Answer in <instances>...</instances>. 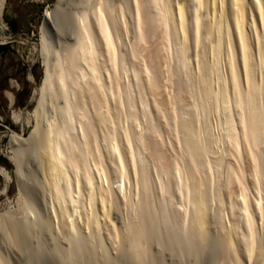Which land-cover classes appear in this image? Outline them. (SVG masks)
<instances>
[{"label": "bare ground", "instance_id": "1", "mask_svg": "<svg viewBox=\"0 0 264 264\" xmlns=\"http://www.w3.org/2000/svg\"><path fill=\"white\" fill-rule=\"evenodd\" d=\"M5 2L0 0V14ZM55 14L47 10L41 25L44 76L34 99L36 112L40 110L44 119H37L42 121L40 129L36 127L38 135L31 134L27 147L41 167L58 228L69 233L78 218L86 236L94 241L102 231L110 243L125 245L138 263L148 254L150 223L178 243L207 241L210 218L204 174L209 177L214 167L206 160L209 147L200 107L211 93L217 109L213 107L220 111L217 165L224 168L221 201L227 240L249 262L256 253L262 256L257 224L259 220L264 224L263 198L253 203L248 195L251 186L247 191L241 180L245 173L241 166L242 174L235 173L237 165L232 168L234 158L229 155L243 153L247 142L249 153H244L252 158L254 175L262 177L264 0H82L67 28L70 34L56 49L47 35ZM191 64L209 75V87L204 74L198 78L201 82L192 84ZM162 67L178 77L177 90L186 91L188 98L172 97L175 93L161 97L160 77H167ZM8 96L13 103L14 95ZM129 179L134 187L130 217L125 230L118 231L112 205L115 200L125 203ZM235 183L240 186L238 201Z\"/></svg>", "mask_w": 264, "mask_h": 264}, {"label": "rangeland", "instance_id": "2", "mask_svg": "<svg viewBox=\"0 0 264 264\" xmlns=\"http://www.w3.org/2000/svg\"><path fill=\"white\" fill-rule=\"evenodd\" d=\"M81 1L82 0H61L60 4L57 5V0H6L2 14H0V264H264V253L260 257L257 255L258 253H256L254 260L252 259V261L249 262L243 255L241 256L232 248L227 240V220H225L226 215L223 214L224 204L222 205L223 201H221L223 193L221 186H223L222 183L224 181V172L222 170H224V168L217 165L221 154L219 155L218 153L220 152V143H216L218 142L219 134V132H216L217 130L219 131V116H216L220 111L216 110L217 107L215 106V101L211 93L207 96V99L205 98L203 101V109H206V111L204 110L203 112L202 107H200L201 114L203 113L206 115V118L202 116L203 114L201 115L203 127L207 129L203 130L205 133H203L204 139L206 135L205 144L209 147L207 152L208 155L206 154L208 158L206 157V160L209 163L212 161L215 163L213 164L212 162L210 164V167H214L215 169L208 173L210 178L207 173L206 175L204 174V176L209 178L204 177L206 181H208L206 182L208 185L206 184L204 189L207 190V192L206 190L205 192L208 193L207 195L210 199H208L207 203L209 210L208 219L210 218L208 225L210 226L207 227V229H209L207 230L209 236L207 235V241L204 240L206 243L204 241L201 243L202 241L199 240V242L194 239L191 241L190 239L188 242H185L186 244L183 243V241H181L182 244H179L181 242L178 243V241H175L172 235L166 237L160 230H156L159 229L157 224L155 226L153 225L154 223H150L148 224V254L144 259L145 261L138 263L132 258L125 245L123 246L120 243L115 244L113 242H111V245L102 231L97 233V239L94 241V238L92 239L86 236L87 234H85L84 231L82 232L83 229L81 228L83 221L78 218H76V221H79V223L76 222L74 230L71 229L69 233L62 232V230L58 228L57 220H55L53 216L52 205L48 197L49 194L47 190H44L46 189L43 178L44 175H42L41 170H39L41 167L35 159V152L32 153V151L28 149L27 143H29L28 141H31L34 136L38 135H36V133L39 132L41 126V124L38 123L42 121H37V119H44L41 117L42 113L40 110V112L37 111V114L36 108L38 103L36 98L34 99L35 90L41 84L44 76L40 55L42 46L40 35L42 36L41 25L43 23L44 13L47 10L54 11V13L56 11L54 15L56 18L47 28L49 42L52 44V47L56 49V47L64 43L66 39L65 36L70 34L69 32L71 31L68 29H70L71 19ZM129 13L130 11L127 10V17L130 19ZM60 19L63 20V22H61ZM173 65L172 61L170 66ZM196 65L197 64H193L192 66L191 64L188 69L189 74L192 72V76L190 75L191 78L193 77V80L191 79L193 81H191L192 84L198 83L199 80L202 79L201 75L204 74V72L203 74L199 72L202 67L199 68V66ZM165 66H163L164 69L168 70L169 67L166 66V68ZM194 66L196 68L193 70ZM164 69L162 70L163 77H165L166 74L167 77L164 79L162 76L160 77L161 86H163V88L161 87L162 89L160 88L159 90L163 93L161 97L164 98L167 96L170 98V96L175 93L172 97H181L182 95L188 98V94L185 93L186 91L181 90L182 94H180L181 92L177 90L181 89L178 77L171 75L172 73L168 74ZM165 71L166 74L164 75ZM194 72L200 73V76L198 73V75L193 74ZM168 75L170 77H168ZM207 75H203L206 77L203 78L205 82H207V78L211 80ZM170 78H172L171 81L166 80ZM201 81L202 80H200V82ZM208 82L206 83L207 87H209L208 84L210 85V83H212V80L210 83ZM8 92L14 95L13 103L8 96ZM212 101L214 103H212ZM205 102H207V104H205ZM213 106L216 107V109ZM213 108L215 110H213ZM223 113L227 112L223 111ZM234 113H232L234 116L233 118H235L234 122L238 124V115L236 112ZM16 116H18V120H16ZM39 117L41 118L39 119ZM236 119L237 121H235ZM213 123H216L217 126ZM35 129L36 132L34 134L33 131H35ZM140 130L141 129H139V131ZM32 133L33 137H31ZM13 136H16V138ZM244 142L245 141H243V143ZM208 143L211 145L208 146ZM246 145L247 142L242 145V148H245L243 153L241 151L243 156L237 154V151L229 155L231 158H234V160H231V166L233 164L235 166L237 165L233 170L238 175L245 173L242 174V176L245 175L246 177L248 174L246 178L241 176V180L247 191L251 186V191H248V195L251 200L253 199V203H255L258 198H263L261 200L264 204V172H262V177L259 175L262 179H260V182V180H258L260 177H257L253 173L254 164H252L253 161L252 158H250V154H248L249 150ZM246 151H248V153L245 154L244 152ZM19 156H22V158L18 163L17 160ZM231 158L227 160L230 163ZM239 159H241V162H239ZM244 161H246V164ZM234 165L232 168H234ZM240 166L244 171H242V173L240 172ZM237 168L238 170L236 171ZM256 178L258 181H255ZM129 182L132 183V180L129 179V181L126 182L127 187L124 185V189L127 188L125 189V195L127 194L125 203L115 200L112 205V221L117 225L118 231L125 230V222L128 220L126 217L130 214L129 210H131L129 209V205L132 204V195L134 194L132 191L134 187H131L133 183L131 184ZM236 185L238 186L235 187ZM239 187L238 183H235L233 187L235 189L234 191H236V201L241 199L239 197ZM254 187L255 191L253 189ZM45 191L48 195H45ZM249 192H253L254 197L252 196L253 193L249 194ZM129 217L128 215V218ZM11 225H14V228H12L13 226L11 227ZM151 225L152 227L150 228L149 226ZM257 225L260 227L257 226L258 240H263L264 244V224L262 222L260 223L259 220ZM65 234H68V237ZM156 235L158 238H156ZM84 238L87 242H85ZM86 238H89V240ZM172 242H174L173 245ZM86 244L90 245L87 246ZM146 260L148 262H146Z\"/></svg>", "mask_w": 264, "mask_h": 264}]
</instances>
